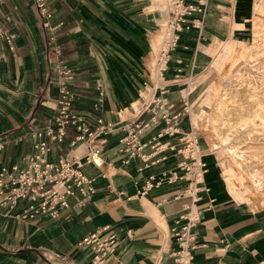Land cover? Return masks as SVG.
<instances>
[{
	"label": "crops",
	"instance_id": "1",
	"mask_svg": "<svg viewBox=\"0 0 264 264\" xmlns=\"http://www.w3.org/2000/svg\"><path fill=\"white\" fill-rule=\"evenodd\" d=\"M244 1L249 6V0L236 4ZM236 4L207 0L199 24L180 32L176 48L158 76L148 61L153 43L161 35L160 1L47 0L50 31L42 27L32 0H4L0 27L15 32V48L10 49L0 38V167L22 165L34 152L33 131L52 117L59 80L56 51L60 48L64 63L72 70L70 87L78 99L76 110L91 123L101 116L114 126L99 146L101 165L81 166L93 187L84 205H77V192L66 194V206L55 217L28 211L24 200L0 204V264H91L90 247L76 242L102 226L117 242L103 264H171L175 245L169 227L187 211L189 199L177 196L185 181L168 183L162 174L185 160L176 148L190 126L181 118L180 133L171 137L159 134L165 123L158 115L157 99L171 104V113L180 107L185 94L178 88L176 72L180 68L189 71L196 65L195 55L205 51L203 42L224 34L225 17L236 10ZM4 15H10L11 21H5ZM53 31H57L59 46L48 35ZM44 34L49 37L46 41ZM96 83L102 88L98 113L90 107L97 99ZM38 96L39 110L26 122ZM119 108L124 111L116 112ZM152 110L155 116L140 132V140L154 138L161 151L150 154L146 163L139 157L122 162L123 124L144 121ZM49 145L44 154L48 161L59 156L79 158L87 150L84 141L68 137ZM142 153L148 154L149 149L144 147ZM150 176L151 186L139 194ZM201 185L207 190L197 193L198 199L190 207L198 246L192 252V264H264V239L255 213L226 194L217 168L206 166ZM126 230L132 233L129 240Z\"/></svg>",
	"mask_w": 264,
	"mask_h": 264
},
{
	"label": "built area",
	"instance_id": "2",
	"mask_svg": "<svg viewBox=\"0 0 264 264\" xmlns=\"http://www.w3.org/2000/svg\"><path fill=\"white\" fill-rule=\"evenodd\" d=\"M3 2L4 0H0V5ZM32 2L42 19V27L51 31V12L47 7V0H32ZM160 5H163L165 9L159 23L162 40L157 52L151 57L154 73L158 76L162 75L170 60L180 32L199 24L200 18L206 12L207 0H162ZM4 20L10 22L11 16L4 15ZM51 34L50 32L48 35ZM0 38L9 45L10 49L15 48V32L0 27ZM58 54L59 50L56 51L55 60L59 80L56 83L57 96L54 98V113L51 119L47 120L43 127L33 131L34 152L26 157L22 165L0 167V204H15L18 200H24L28 211L47 214L50 217L57 216L66 206L64 199L66 194L77 192L78 206L84 205L89 200L93 187L91 179L82 172L81 166L83 163L96 167L101 165L99 146L114 126L111 122L103 121L101 116H96L91 123L82 112L71 108V101L75 97L70 87L73 79L72 70L59 59ZM95 90L97 99L92 108L100 111L102 88L99 83H96ZM157 102L159 103L158 115L165 123L159 134L171 137L180 133L181 115L188 113L186 94L181 99L180 107L173 113L170 112L171 104L158 99ZM153 116H155L154 110L144 121H130L123 124L125 135L120 139L121 151L124 154L122 162L128 163L130 159L139 157L143 163H146L150 159V154L154 155L161 151V145L154 138L140 140V132L147 126L148 120L153 119ZM67 129L74 133L73 141L82 140L86 143V152L79 158L69 159L59 156L53 161H48L44 154L50 147L49 143H62ZM144 147L149 149L146 155L142 153ZM176 150L185 156V160L179 162L175 169L165 171L162 178L168 183L176 180L185 181V188L177 196L186 195L189 204L185 205L187 211L174 218L169 227L175 245L171 264H192V252L198 246L192 230L196 220L190 215V207L191 203L198 199L197 193L207 190L201 185L206 166L199 155L198 143L192 131L188 130L185 133L183 143ZM151 180H153L152 176L145 181L139 194L151 186ZM125 238L127 240L132 238L130 230L125 231ZM116 243L106 226L88 233L76 242L77 245L90 247L91 264H103L113 254Z\"/></svg>",
	"mask_w": 264,
	"mask_h": 264
},
{
	"label": "rangeland",
	"instance_id": "3",
	"mask_svg": "<svg viewBox=\"0 0 264 264\" xmlns=\"http://www.w3.org/2000/svg\"><path fill=\"white\" fill-rule=\"evenodd\" d=\"M246 5L236 4L239 11L227 13L224 34L203 42L205 51L195 55L194 67L176 73L188 103L181 118L196 137L201 159L208 156L203 162L217 168L226 194L255 213L264 239V0ZM160 9L164 16L163 5Z\"/></svg>",
	"mask_w": 264,
	"mask_h": 264
},
{
	"label": "trees",
	"instance_id": "4",
	"mask_svg": "<svg viewBox=\"0 0 264 264\" xmlns=\"http://www.w3.org/2000/svg\"><path fill=\"white\" fill-rule=\"evenodd\" d=\"M52 36H53V39H54V42H55V44H57L58 46H59V39L57 38V31L55 32V31H53V33H52ZM44 37H45V41L46 40H48L49 39V37L47 36V35H45L44 34ZM63 56H65L64 55V53H63V50L60 48V50H59V54H58V57H59V59H61L62 61H63ZM64 62V61H63ZM72 77H73V74H72ZM75 93V92H74ZM57 96V92H55V97ZM40 96H38V98H37V100H36V102H35V104H34V106H33V108H32V111H31V113H30V115L28 116V118L26 119V122H28V121H30L33 117H35L36 116V112L39 110V103H40ZM77 101H78V99H77V97H76V94H75V97L73 98V100L71 101V108L72 109H77V107H76V105H77ZM91 108H92V106H90ZM95 112H99L98 110H94ZM50 119H51V117H50ZM67 134H71V136L69 135V136H66L65 135V137H68V140H70V139H73V137H74V133L73 132H71V130L70 129H67V132H66ZM64 137V138H65ZM43 257V256H42Z\"/></svg>",
	"mask_w": 264,
	"mask_h": 264
},
{
	"label": "bare ground",
	"instance_id": "5",
	"mask_svg": "<svg viewBox=\"0 0 264 264\" xmlns=\"http://www.w3.org/2000/svg\"><path fill=\"white\" fill-rule=\"evenodd\" d=\"M164 85V84H163ZM160 88V87H159ZM152 101V100H151ZM149 103V102H148ZM256 188H258V187H256ZM195 218V217H194Z\"/></svg>",
	"mask_w": 264,
	"mask_h": 264
}]
</instances>
